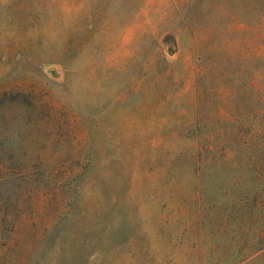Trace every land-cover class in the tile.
<instances>
[{"label": "rangeland", "instance_id": "374dc122", "mask_svg": "<svg viewBox=\"0 0 264 264\" xmlns=\"http://www.w3.org/2000/svg\"><path fill=\"white\" fill-rule=\"evenodd\" d=\"M0 264H264V0H0Z\"/></svg>", "mask_w": 264, "mask_h": 264}]
</instances>
